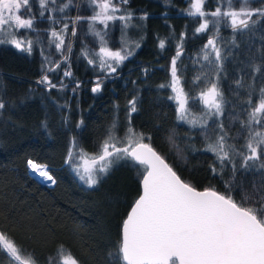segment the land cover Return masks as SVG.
Listing matches in <instances>:
<instances>
[{"label": "trees", "instance_id": "trees-1", "mask_svg": "<svg viewBox=\"0 0 264 264\" xmlns=\"http://www.w3.org/2000/svg\"><path fill=\"white\" fill-rule=\"evenodd\" d=\"M66 3L68 0H47L41 7L39 0H29L30 15L21 9L20 15L32 19L33 27L19 29L16 38L32 42L31 54L11 44H0V101L5 105L0 109V233L32 254L37 264H49V258L56 264L61 246L80 264H126L119 253L121 225L140 193V169L121 161L90 187L79 178L76 165L70 166L65 160L70 149L76 151L73 142L88 154L86 159L99 154L114 121L115 135L123 139L129 126L128 102L133 99L137 111L131 113V127L144 134L143 141L153 146L184 181L222 194H227L226 182H234L255 195L252 185L261 188L264 174L242 170L241 159L232 153L235 181L230 167L224 168L222 175L213 174L211 166L215 165L219 173L220 165L214 154L204 151L208 142L205 129L177 119L178 105L170 99L173 92L168 85L171 61L180 52L176 69L188 108L197 118L204 116L202 100L194 103L192 97H199L215 83L223 94V111L219 117L208 119L206 134L214 142L222 134L218 127L222 123L231 137L227 143L245 152L248 133L241 123L247 122V113L256 106L264 88V17L257 20L254 16L257 23L235 31L224 18L217 31L211 23L214 18L188 15L192 0H129L127 5H118L121 11L116 13L119 16L126 14L125 9L131 11L127 26L110 21L105 29L95 22L92 31L88 21L73 25L76 17L94 14L88 0H72L59 11ZM218 6L221 11L227 7L218 0H205L203 10L212 12ZM233 6L238 9L239 3L234 0ZM262 6L260 0L251 4ZM145 13L147 19H141ZM205 18L210 21L208 30L197 32ZM65 24L67 32L62 31ZM52 31L64 36L62 49L56 48L59 41L52 37ZM95 32L104 34L106 44ZM4 35L0 33V38ZM209 39H215L220 49L222 68L218 69L212 48L205 49ZM162 40L164 48L159 47ZM101 47L113 51L123 47L134 55L119 66L111 62L116 71L110 73L99 68ZM205 52L209 60H204ZM89 59L95 63L89 64ZM65 71L72 75L65 76ZM45 75L55 88L39 83ZM98 79L101 91L93 93ZM256 130L262 129L257 125ZM30 158L47 164L56 183L48 185L36 178L27 166ZM231 194L237 202L241 200L239 189ZM0 264L19 262L0 246Z\"/></svg>", "mask_w": 264, "mask_h": 264}, {"label": "snow or ice", "instance_id": "snow-or-ice-1", "mask_svg": "<svg viewBox=\"0 0 264 264\" xmlns=\"http://www.w3.org/2000/svg\"><path fill=\"white\" fill-rule=\"evenodd\" d=\"M88 2L93 6L94 14L91 17H76L73 25L88 21L90 30L94 31L95 22H99L107 29L110 21L113 23L121 21L127 26L132 19L131 11L126 9L125 15H116L121 11L118 5H127L129 0H88ZM218 2L226 3L227 7L224 11H221V7L218 6L215 11L205 12L203 10L205 0H192L188 15L214 18L211 23L217 31L224 18L228 26L235 31L248 29L250 23L255 24L257 20L264 17V6L251 7L256 0H236L239 3L238 9L233 6L234 0H218ZM39 3L43 7L47 0H39ZM71 3L72 0H68V3L64 4L59 11L62 12ZM260 3L264 4V0H260ZM30 8L29 0H0V33L5 34L3 38H0V44H11L16 49L31 54L32 42L16 38V32L19 29L33 27L32 19L22 18L20 15L21 9L30 15ZM97 8L98 11L95 10ZM40 15L43 16V12ZM254 16L257 20L252 19ZM141 19H147V13ZM209 23V19L205 18L196 31L208 30ZM62 31H68L67 24ZM75 34V28H73L72 35L75 36ZM51 35L59 41L56 43V48L62 49L64 36L56 31H52ZM95 35L106 44L104 34L95 32ZM164 46L165 42L160 41L159 47L164 48ZM136 47L139 45L137 44ZM208 47L213 50L212 54L218 69L222 68L221 52L216 47L215 39L208 40L205 49ZM82 54L87 56L88 52L84 51ZM132 55L134 53L131 50L123 47L116 51L101 47L98 56L99 68L114 73L116 67H113L111 62L119 66ZM180 55L181 53L177 52V57L171 61L172 81L168 86L174 90L175 95L170 99L178 101L177 119L179 121L205 129V140L208 142L205 144L204 151L214 154L220 165L219 173L215 165L211 166L210 170L213 174L222 175L223 169L230 167L233 181H235L236 162L230 155L232 153L241 159L242 170L253 169L264 174V160H262L264 157V88L260 89V98L256 106L247 113V122L241 123L242 129L248 133L244 145L246 151L241 152L234 144L227 143L231 137L222 123L218 125L222 134L216 136L215 141L212 142L206 134L208 119L222 115L223 94L213 83L207 91L201 92L199 97H192L194 103L198 99L202 100L206 109L205 115L197 118L187 106V95L178 86L176 59ZM203 58L209 60V54L205 52ZM64 59L67 60L68 57L65 56ZM88 63L93 64L95 61L89 59ZM144 71L147 72L146 69ZM256 71L260 69L257 68ZM64 75L71 76L72 73L65 71ZM39 83L47 84L49 88L56 87L48 80L47 75ZM101 87V81L98 79L91 91L100 92ZM159 87L163 88L165 85ZM128 103L130 105L127 117L129 126L123 139L115 135L117 125L114 121L107 138L100 145L99 154L86 159L88 154L73 142L72 147L76 151L74 153L70 149L65 160V163L70 166L76 165L79 178L90 187L97 185L100 179L109 173L113 165L121 161H129L133 167L140 169L138 175L142 177V194L135 200L130 214L122 225L119 253L123 261L126 264H264V195L261 194L264 184L261 188H257L256 184L252 185L255 195H250L234 182H226L227 194H221L211 188L198 191L182 180L150 144L143 142L145 138L143 133H136L131 127V113L137 111L136 101L133 99ZM248 104L252 105L251 98ZM4 107V103L0 101V109ZM80 123L82 124L83 121ZM213 123L215 124L216 121ZM257 125L262 130H256ZM118 143H125L127 146L117 147ZM77 160L84 163H76ZM27 164L34 174L46 182L56 183L47 165L31 159L27 161ZM257 165H259L258 168ZM234 189H239L241 193L239 202L231 194ZM0 246L6 249L19 264H37L32 254L18 248L3 233H0ZM58 256L60 259L56 264H80L63 246L58 249ZM49 264H52V258H49Z\"/></svg>", "mask_w": 264, "mask_h": 264}, {"label": "water", "instance_id": "water-1", "mask_svg": "<svg viewBox=\"0 0 264 264\" xmlns=\"http://www.w3.org/2000/svg\"><path fill=\"white\" fill-rule=\"evenodd\" d=\"M36 80V79H35ZM144 143H147V142H145V141H143ZM148 144V143H147ZM151 146V145H150ZM163 159H164V157L153 147V146H151ZM165 160V159H164ZM165 162L166 163H168L166 160H165ZM169 164V163H168ZM46 165V164H45ZM170 165V164H169ZM29 169V168H28ZM174 170V169H173ZM30 171V170H29ZM33 174V173H32ZM182 179V178H181ZM183 180V179H182ZM186 182V181H185ZM44 183H46V182H44ZM187 183V182H186ZM46 184H48V183H46ZM48 185H53V184H48ZM191 185V184H190ZM193 186V185H192ZM193 187H195L198 191H203L204 189H207V188H198V187H196V186H193ZM210 188V187H209ZM211 189H213V190H215V191H217V192H219L218 190H216V189H214V188H211ZM221 193V192H220ZM142 194V177H141V180H140V193H139V195L137 196V198L140 196ZM222 194V193H221ZM136 198V199H137ZM135 199V200H136ZM135 200L133 201V203L131 204V206H130V208H129V210H128V212H127V214H126V216H125V218H124V220H123V222L127 219V216L130 214V211H131V208L134 206V202H135ZM123 222H122V225H123ZM122 225H121V240H122ZM11 255V254H10ZM12 256V255H11ZM126 263V262H125Z\"/></svg>", "mask_w": 264, "mask_h": 264}, {"label": "rangeland", "instance_id": "rangeland-1", "mask_svg": "<svg viewBox=\"0 0 264 264\" xmlns=\"http://www.w3.org/2000/svg\"><path fill=\"white\" fill-rule=\"evenodd\" d=\"M171 81H172V76H171ZM179 87H181V85H180V82H179V85H178ZM172 92H173V96L175 95V92H174V90L172 89ZM176 101V100H175ZM176 103H177V105H178V101H176ZM90 159V158H89ZM84 163V162H83ZM28 168H29V166H28ZM30 169V168H29ZM37 178H39L40 179V177L39 176H37V175H35ZM41 180V179H40ZM42 181V180H41ZM48 184H51V183H48Z\"/></svg>", "mask_w": 264, "mask_h": 264}, {"label": "bare ground", "instance_id": "bare-ground-1", "mask_svg": "<svg viewBox=\"0 0 264 264\" xmlns=\"http://www.w3.org/2000/svg\"><path fill=\"white\" fill-rule=\"evenodd\" d=\"M40 164H41V163H40ZM29 168H30V167H29ZM48 168H49V167H48ZM29 170H30L31 173H33V172L31 171V169H29ZM33 174H34V173H33ZM34 175H37V174H34ZM37 176H38V175H37ZM36 178H37V177H36ZM40 179H41L42 181L46 182L43 178L40 177ZM44 182H43V183H44ZM46 183H50V182H46ZM51 184H52V183H51Z\"/></svg>", "mask_w": 264, "mask_h": 264}]
</instances>
